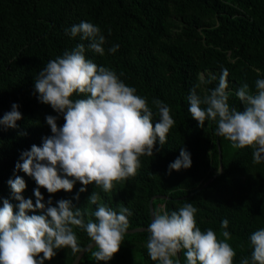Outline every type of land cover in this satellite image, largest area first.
<instances>
[{"label":"trees","instance_id":"16d2710c","mask_svg":"<svg viewBox=\"0 0 264 264\" xmlns=\"http://www.w3.org/2000/svg\"><path fill=\"white\" fill-rule=\"evenodd\" d=\"M90 22L106 37L105 54L87 48V41L73 38L66 29ZM181 33L173 37V29ZM84 43L85 56L99 66L115 71L136 94L146 98L153 111V123L158 122L152 103L159 99L170 108L175 123L163 147L159 142L152 156H141L134 177L114 183L111 192L90 184L80 192L77 181L71 192L49 193L40 188L44 203L70 200L74 208L84 213L85 223L95 220L92 213L99 204L119 212L127 207V231L120 250L109 261H96L89 250L80 264H158L147 251L152 221L150 203L165 204L169 214L190 203L197 209L195 219L202 231L212 229L219 239L228 231L227 242L236 252L233 264L251 257L250 236L264 229V161L253 163V148H233L230 141L216 135V122L205 121V127L191 117L187 97L206 71L217 80L197 89L208 94L217 86L222 70L228 71L229 105L243 111L244 104L236 96L243 84L256 92L255 82L264 79V0H0V119L19 105L22 119L11 128L0 124V207L7 200L18 212L9 180L24 179L22 196L35 204L34 178L22 170V154L33 145L42 146L52 135L46 117L63 116L39 100L35 77L50 61ZM119 45L115 53L108 49ZM207 80V79H206ZM84 98L74 96L73 99ZM181 148L191 154L192 166L179 171L169 170L179 157ZM61 175L63 173L61 172ZM99 194L97 205L89 197ZM29 215L41 214L39 211ZM227 219V229L222 221ZM81 249L92 241L87 233L74 227ZM79 253L69 248L56 250V255L44 264H72ZM42 256V254H41ZM179 264H185L183 252Z\"/></svg>","mask_w":264,"mask_h":264},{"label":"clouds","instance_id":"9594fccd","mask_svg":"<svg viewBox=\"0 0 264 264\" xmlns=\"http://www.w3.org/2000/svg\"><path fill=\"white\" fill-rule=\"evenodd\" d=\"M71 37L87 41V48L101 56L105 54L106 37L98 26L82 21L66 29ZM119 45L108 49L115 53ZM84 43L71 51L50 60L35 77V91L40 102L50 105L61 114L63 126L57 117L47 116L52 135L43 140L42 146L33 145L22 154V163L16 169L34 178L38 187L34 190L35 204L25 199L23 178L9 180L10 187L19 201L18 212L7 200L0 207V264H44L56 255V250L69 248L73 253L82 251L74 227L82 228L94 247L89 246L96 261H109L120 250L123 237L129 229L127 207L119 212L99 204L92 213L95 220L85 223L84 213L74 208L70 200H60L58 206L46 205L40 188L49 193L60 190L71 192L79 181L87 190L95 184L104 192H111L114 183L127 180L137 174L140 157L152 156L159 142H167V135L175 121L170 108L159 99L152 103L158 110V122L153 123V111L146 98L136 94V89L127 86L107 67L99 66L85 56ZM228 71L222 70L217 86L208 94L200 95L201 84L217 80L200 77L187 97L188 111L198 121L200 128L205 121L216 122V135L231 142L233 148H253V163L264 161V79L255 82L256 92L243 84L236 92L244 104L239 111L229 105ZM74 96L84 98L73 99ZM19 105L13 104L0 124L17 127L22 119ZM192 166L191 154L181 148L179 157L170 163L169 170L179 171ZM61 172L63 175H61ZM99 194L93 192L89 203L97 205ZM29 211L41 214L29 215ZM197 209L187 203L169 214L158 210L148 225L150 233L146 244L148 254L158 264H177L175 257L181 252L185 264H233L236 252L227 242L228 231H222L223 239L208 229L197 227ZM228 220L222 221V229L228 228ZM251 257H244L240 264H264V229L250 236ZM42 254V256H41Z\"/></svg>","mask_w":264,"mask_h":264},{"label":"rangeland","instance_id":"374dc122","mask_svg":"<svg viewBox=\"0 0 264 264\" xmlns=\"http://www.w3.org/2000/svg\"><path fill=\"white\" fill-rule=\"evenodd\" d=\"M175 23H176L177 27H175L173 29V37H176L181 33V26H179V22L175 21ZM213 75L216 76V74L214 72L206 71V72L201 73L200 77H204V79L206 80ZM201 86L203 87V84H201ZM154 205H155V208L157 211L158 210L165 211V204L163 202L157 201ZM174 260L177 262V264H179V254L177 255V257L174 258Z\"/></svg>","mask_w":264,"mask_h":264},{"label":"water","instance_id":"95a60500","mask_svg":"<svg viewBox=\"0 0 264 264\" xmlns=\"http://www.w3.org/2000/svg\"><path fill=\"white\" fill-rule=\"evenodd\" d=\"M150 208H151V214H152V220H153L155 212H154V209H153V202L152 201L150 203ZM141 230L142 229H135V230L127 231L126 233H136V232H139ZM94 244H95V242H91L85 248H83L82 251L77 255V257L75 258V260L73 261L72 264H80V262H81L82 258L84 257V255L89 251V246L92 245L94 247ZM92 249H94V248H92Z\"/></svg>","mask_w":264,"mask_h":264}]
</instances>
